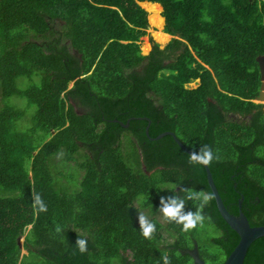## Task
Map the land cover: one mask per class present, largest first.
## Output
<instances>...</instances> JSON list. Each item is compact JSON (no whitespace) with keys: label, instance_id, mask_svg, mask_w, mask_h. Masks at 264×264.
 I'll return each instance as SVG.
<instances>
[{"label":"trees","instance_id":"trees-1","mask_svg":"<svg viewBox=\"0 0 264 264\" xmlns=\"http://www.w3.org/2000/svg\"><path fill=\"white\" fill-rule=\"evenodd\" d=\"M138 1L0 0L2 102L15 95L35 106L26 128L16 124L24 108L0 107V189L11 192L0 191V264H164V255L192 264L194 240L201 257L221 264L239 236L214 198L187 232L159 210L160 197L174 195L196 211L200 201L181 189L211 193L203 165L189 164L172 135L155 138L164 131L191 151L209 145L228 211L237 215L241 200L250 225H264V105L254 101L264 0H148L162 6L164 32L175 37L146 55L139 40L163 17L158 4ZM164 32H153L162 45ZM60 152L84 170L73 192L52 182L47 159ZM37 194L47 211L34 206ZM139 209L156 225L151 240ZM204 224L219 231L214 252L199 238ZM78 237L87 239L84 253ZM243 264H264V236Z\"/></svg>","mask_w":264,"mask_h":264},{"label":"rangeland","instance_id":"rangeland-1","mask_svg":"<svg viewBox=\"0 0 264 264\" xmlns=\"http://www.w3.org/2000/svg\"><path fill=\"white\" fill-rule=\"evenodd\" d=\"M159 11H160L159 14L161 16L162 15L161 8L159 9ZM147 21H148V12H147ZM164 26H165V19L163 20L162 26H160V28L151 25L148 21V28L146 29V33L139 40L141 54L146 55L150 51V44L152 46V43H156L158 44L159 48H163L173 38V36L169 34V40L163 45L155 41L153 37V32L154 31L156 32L157 30L163 32ZM33 80L38 81L39 78L37 76H33ZM17 83L22 84L23 86H27L31 84V80L26 77H20L17 79ZM197 83L198 82L194 80L190 82L188 86L195 87ZM71 85L72 83H70V86ZM2 103H7L15 107L24 108L25 111L24 115L21 119H19L16 122L17 125H22V128H26L32 124L33 114L35 112V106L30 105L26 98L11 95L2 102V97L0 93V107L2 106ZM261 103L264 105V100H262ZM80 152L83 153L82 150ZM80 160L81 158H79V161ZM47 165L49 172L52 176V182L55 184L57 189L62 190L63 192H73L76 188H78L80 180L84 174V170L78 167L77 161L75 160L66 161L63 153L60 152L49 156L47 159ZM0 191L4 192L3 194L7 196H11L10 195L11 192L8 190L4 191L0 189ZM141 213L146 215L148 218H150L151 216L149 213L145 214L144 209H139L136 214L137 221H138V216ZM217 235H219L218 229H216L211 224H204L201 227V229H199V236H200L199 238L201 242L204 244L205 248L208 249V251H213V252L216 251L217 246L212 242L211 238ZM23 238L24 236L20 238V241H22ZM21 250H22V254L27 253L25 249L22 248Z\"/></svg>","mask_w":264,"mask_h":264},{"label":"clouds","instance_id":"clouds-1","mask_svg":"<svg viewBox=\"0 0 264 264\" xmlns=\"http://www.w3.org/2000/svg\"><path fill=\"white\" fill-rule=\"evenodd\" d=\"M214 156L212 149L209 145L205 144L200 146L199 151H192L189 156V164L192 165H204L209 166L213 161ZM187 193V199L199 200L200 204L196 211H184L185 208V199H182L178 196H161L160 197V212L163 214V217L168 222H175L182 225V230L187 232L191 229L197 227L198 224H201L204 220L202 214V209L207 205L213 198L214 194L210 192H195L189 191L188 189H181ZM34 206L38 207L39 211H47V206L37 194L34 196ZM140 231L145 239L151 240L156 231V225L144 214H139L138 216ZM57 232L60 231V228L57 227ZM87 239L77 238L75 244L80 253L87 251ZM164 264H170L169 258L167 255L163 256Z\"/></svg>","mask_w":264,"mask_h":264},{"label":"water","instance_id":"water-1","mask_svg":"<svg viewBox=\"0 0 264 264\" xmlns=\"http://www.w3.org/2000/svg\"><path fill=\"white\" fill-rule=\"evenodd\" d=\"M146 1L147 3H157V2H152L148 0H142ZM138 3L140 4V2ZM159 4V3H157ZM161 7V11H163L162 6L159 4ZM145 9V8H144ZM146 10V9H145ZM147 11V10H146ZM162 16V15H161ZM163 20H164V16ZM164 32V31H163ZM166 33V32H165ZM168 34V33H166ZM175 37V35H172ZM149 44V43H148ZM152 46L150 44V50ZM256 61L258 63V68H259V74H260V89L258 95L255 97L254 101L261 103L262 100H264V54H260L256 57ZM257 100V101H256ZM129 120L126 122V124H123L124 126H127ZM148 126L145 128V133L148 135ZM166 134H170L174 137L176 143L188 154H191V150L188 149L181 140H179L175 134L172 131H164L159 133L155 138H160ZM205 169V175H206V180L207 184L209 186V189L211 193L214 194V201L217 207L218 212L220 213L221 217L225 220V222L238 234L239 240L237 244L234 246V248L231 250V252L227 255L225 260L223 261L222 264H243L247 249L249 245L257 238L264 236V225H255L252 226L250 225L247 217L245 214L240 209L241 206V200L238 202L239 206V213L237 215H234L228 211L226 206L224 205L219 192L216 188V185L213 181L212 174L210 172V169L208 166H204ZM21 242V241H20ZM188 254L191 256V258L194 261V264H204V261L199 257V253L197 250V244L194 243V246L192 249L188 251Z\"/></svg>","mask_w":264,"mask_h":264},{"label":"flooded vegetation","instance_id":"flooded-vegetation-1","mask_svg":"<svg viewBox=\"0 0 264 264\" xmlns=\"http://www.w3.org/2000/svg\"><path fill=\"white\" fill-rule=\"evenodd\" d=\"M229 117H231V118H233V119H238L239 117H241V115H239V114H234V113H228L227 114ZM192 240H194V239H192ZM194 243H196L195 242V240H194ZM194 243H193V245H194ZM197 244V243H196ZM193 248V246H191V247H189V248H187V253H188V251L190 250V249H192ZM197 250H198V253H199V257L204 261V264H211V263H209L208 261H207V259H204L203 257H201L200 256V252H199V248H198V245H197ZM128 256H129V258H130V254H128ZM227 257V256H226ZM225 257V258H226ZM192 259V258H191ZM225 260V259H224ZM191 263L192 264H194V261H193V259H192V261H191ZM223 263V262H222ZM221 263V264H222Z\"/></svg>","mask_w":264,"mask_h":264},{"label":"bare ground","instance_id":"bare-ground-1","mask_svg":"<svg viewBox=\"0 0 264 264\" xmlns=\"http://www.w3.org/2000/svg\"><path fill=\"white\" fill-rule=\"evenodd\" d=\"M152 4H157V3H152ZM159 5V4H158ZM141 6V5H140ZM161 8V7H160ZM146 11V10H145ZM169 35V34H168Z\"/></svg>","mask_w":264,"mask_h":264}]
</instances>
